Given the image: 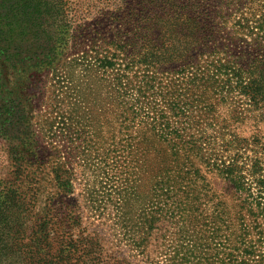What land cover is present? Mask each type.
Wrapping results in <instances>:
<instances>
[{"label":"trees","instance_id":"trees-1","mask_svg":"<svg viewBox=\"0 0 264 264\" xmlns=\"http://www.w3.org/2000/svg\"><path fill=\"white\" fill-rule=\"evenodd\" d=\"M0 115L25 264H264V0H0Z\"/></svg>","mask_w":264,"mask_h":264},{"label":"rangeland","instance_id":"rangeland-1","mask_svg":"<svg viewBox=\"0 0 264 264\" xmlns=\"http://www.w3.org/2000/svg\"><path fill=\"white\" fill-rule=\"evenodd\" d=\"M95 1L101 3L102 6H109L110 10L122 3V0ZM4 119L5 116L0 115V264H25L24 249H21V243L16 240L11 241L13 233H16L17 237L22 233V230L19 231V226H21V224L23 225V215L22 206L19 203V196L16 202L12 204L9 199L11 197L9 188L11 186L21 187L22 184L20 180L15 179L14 168L9 156L11 134L3 124L5 122ZM240 129L244 131L243 135L247 137L258 135L264 138V120L261 118H249L246 123L240 126ZM50 189L53 190V187L51 186ZM77 192H80V188L78 187ZM80 200L84 202L82 198H80ZM82 206L84 210L83 225L88 231L103 234L112 241H119L121 237L115 235V230L109 224H106V220H102L101 218L96 219L93 217V213L85 208L84 203ZM154 243L155 242L152 244ZM119 248L123 250L125 256L131 259L133 264H155V258L151 256V252L149 257L140 253L134 256V254H136L135 250L133 253L130 249V245H126V241H124ZM163 248L162 255L157 257L156 260L159 259V261H163V264H166L174 257L175 249L169 246ZM149 250L152 251L150 248Z\"/></svg>","mask_w":264,"mask_h":264}]
</instances>
